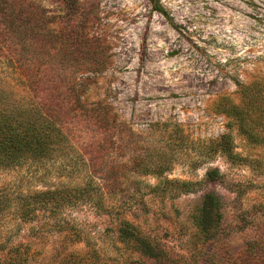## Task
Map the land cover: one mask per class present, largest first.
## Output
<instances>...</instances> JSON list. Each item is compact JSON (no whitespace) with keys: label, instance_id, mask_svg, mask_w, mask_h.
<instances>
[{"label":"rangeland","instance_id":"1","mask_svg":"<svg viewBox=\"0 0 264 264\" xmlns=\"http://www.w3.org/2000/svg\"><path fill=\"white\" fill-rule=\"evenodd\" d=\"M28 1L46 10L56 25L61 22L63 11L54 0ZM160 4L162 13L152 10L147 0L97 1L89 36H97L104 45L106 69L92 75L85 68H58L53 61L47 66L48 74L62 83L82 82L80 101L96 109L95 114L69 119L75 144L67 160L0 170V194L15 197L82 184L90 177L84 162L95 152L107 202L129 199L136 188L148 194L125 217L143 235L160 240L172 264H264V247L261 255L239 257L248 242L264 237V146L250 144L232 131L238 158L214 154L209 160L202 155L189 164L229 131L226 119L212 109L215 100L229 95L237 102L234 79L246 82L264 74V0ZM0 82L9 83L15 92L24 91L2 67ZM103 107L106 116L98 113ZM174 134L183 140L181 157L168 149ZM143 158L150 170L159 163L171 170L161 178L133 172ZM210 169H217L221 177L205 189L219 198L222 214V236L212 246L201 243L192 220L203 191L164 199L152 192L162 179L201 181ZM60 219L82 233L79 243L67 237L71 227L58 231L41 214L31 222L0 217V233L10 245L29 248L27 264H60L70 254L87 264L123 262L116 218L85 203L64 210ZM94 248L96 261L91 259ZM134 259L149 264L130 254V264Z\"/></svg>","mask_w":264,"mask_h":264},{"label":"trees","instance_id":"2","mask_svg":"<svg viewBox=\"0 0 264 264\" xmlns=\"http://www.w3.org/2000/svg\"><path fill=\"white\" fill-rule=\"evenodd\" d=\"M97 1L54 0L63 11L62 20L56 25L46 10L31 1L0 0V68H5L9 77L11 75L24 90L18 93L11 89L9 83L0 82V170L15 169L30 163L67 160L75 144L72 139L74 135L67 128L69 119L77 115L95 114L96 109H87L80 101L79 87L82 88L84 84L68 80L62 83L59 77L48 74L47 66L53 61L51 64L56 63L58 68L74 66L80 71L85 68L92 75L106 69L104 45L97 36H89ZM147 1L152 10L163 12L160 0ZM234 84L239 98L237 102L229 95H222L212 105L213 111L226 119L229 131L208 145L206 154L191 158L189 164L200 161L202 155L209 160L214 154H221L228 159L238 158V154L234 153L232 131H236L250 144L264 146V74L246 82L234 79ZM77 106H80L78 111ZM102 111L104 107L98 113L106 116ZM178 137L176 134L171 135L172 140L168 144L170 153L175 157H181L183 151V140ZM175 157L173 159L177 160ZM144 159L135 164L133 172L161 178L171 170L169 165L161 163L150 170V166L143 163ZM99 160L95 152L86 158L84 164L89 167L90 177L82 184L25 194L21 192L15 197L1 193L0 217L10 216L20 222H31L41 214L50 219L58 231L71 227L73 230L67 237L79 243L82 233L73 226H67L60 215L66 209L89 203L119 221L115 230L116 240L122 246L117 250L122 252L123 262L118 264H130V254L139 255L141 261L146 260L149 264H172L160 240L143 235L138 226L125 217L129 209L140 207L148 194L136 188L129 199L122 197L115 203L107 202L103 195L105 186L99 182L101 178L98 173H102L96 164ZM220 177L217 169H210L201 181L165 178L152 190L163 199L203 191L201 204L193 212L192 220L200 234L201 243L210 246L218 243L222 236L221 201L205 187ZM10 244L0 233V264H27L29 248ZM263 247L264 237L254 238L239 252V257L261 255ZM91 259H99L95 248ZM131 262L141 264L139 259ZM60 264L87 262L84 263V258L77 254H70Z\"/></svg>","mask_w":264,"mask_h":264}]
</instances>
